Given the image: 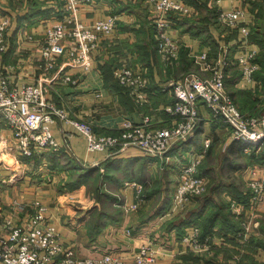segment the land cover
Returning a JSON list of instances; mask_svg holds the SVG:
<instances>
[{
    "label": "crops",
    "instance_id": "0c3cea01",
    "mask_svg": "<svg viewBox=\"0 0 264 264\" xmlns=\"http://www.w3.org/2000/svg\"><path fill=\"white\" fill-rule=\"evenodd\" d=\"M184 1L190 6L191 13L183 17L170 16L168 33L180 42V47L176 57L166 60L159 53L154 38L152 6L145 0H92L82 5L77 14L79 19L88 23L116 14L117 28L114 35L101 37L89 70L84 72L67 67L65 71L73 80L64 82L52 78L48 96L62 105L70 116L91 120L98 133L115 134L124 122L140 123L144 115L151 116L154 125L165 126L171 123L164 109L173 99L169 84L191 72L208 75L210 72L200 69L194 58V54L206 52L208 62L225 72L227 88L239 109L252 111L258 105L260 110L256 111L262 110L264 114V104L255 101L256 97L264 98V0L218 1V6L224 10L240 8L245 11L239 24L249 28L250 46L259 50L257 61L260 65L253 80L249 81L244 80L232 65L241 51L243 35L240 29L226 27L214 20L216 17L211 11H216L215 0ZM60 10V0H0V18L5 13L11 16L7 47L0 56V74L8 75L17 84L37 81L41 72L37 61L40 43L46 26L58 19ZM123 63L141 70L148 78L141 102L135 101L113 75V68ZM51 75L53 72L48 78ZM200 115L193 136L171 146L175 158L167 168L156 166V156L150 155L153 159L146 161L147 154L133 146L89 150L85 137L71 123L58 119L50 124V129L61 144V150L79 168L98 170L100 177L106 178L104 185L116 181L121 196L114 195L115 202H104L101 196V200H96V192L101 191L94 189L93 178L66 185L71 169L55 164V157H49L52 152H45L24 158L39 160L32 174L35 178L19 190L10 184L15 193L7 197V202L14 214L24 206L20 217L31 211L35 201L46 203L61 238L74 242L76 254L80 257L111 251L131 261L140 245L151 242L157 249L156 264H260L264 257V201L252 213L247 205L249 193L243 195L242 190L254 175L253 169L257 175L263 172L264 158L258 159L257 151L245 152L241 143L230 137L229 128L214 120L204 106H200ZM10 139V130L0 126V151L10 145ZM213 146L218 152L227 154L228 164L218 167L230 172V176L224 175L221 190L216 188L183 208L174 207L177 172L186 151L202 150L204 158ZM1 155L5 158V152ZM179 155L182 158L178 159ZM237 155H242L245 164L232 161ZM244 157L253 162L249 165ZM13 164L17 166L15 161ZM154 168L157 173L169 172V180L173 181L171 187H174L169 196L158 199L161 188L156 187L138 208L126 209L123 203H131L136 194L134 188L125 187L124 182L131 180L141 184L142 180L137 177L150 179ZM118 171H124V176L115 174ZM130 173H134L135 178L129 177ZM157 181H160L159 177ZM117 200L121 202L116 203ZM232 202L242 205L240 213L235 212ZM98 211L103 214L96 218L94 215ZM191 223L199 225L202 237L212 236L216 244L210 252L198 254L180 242L185 228Z\"/></svg>",
    "mask_w": 264,
    "mask_h": 264
},
{
    "label": "built area",
    "instance_id": "2783aa9c",
    "mask_svg": "<svg viewBox=\"0 0 264 264\" xmlns=\"http://www.w3.org/2000/svg\"><path fill=\"white\" fill-rule=\"evenodd\" d=\"M60 1L58 19L46 26L40 43L37 61L41 72L37 81L17 84L8 75L0 74V126L10 130L11 140L19 156L32 158L60 150L61 144L54 138L50 124L61 119L71 123L85 137L89 150L133 146L145 154L162 157L171 146L186 142L193 136L201 116L200 106H204L214 120L229 128L230 137L241 143L245 152H256L264 145V114H249L238 108L227 88L225 72L208 62L206 52L194 54V58L200 69L210 72L208 75L200 76L191 72L169 84L173 99L164 109L171 118L170 124L156 126L151 116L144 115L140 123L126 121L117 133L104 134L94 130L91 120L70 116L62 105L48 96L52 78L70 82L73 78L66 73L67 67L84 72L89 70L101 37L114 35L118 18L116 14H109L86 23L77 14L82 5L92 0ZM145 1L153 9L154 38L159 53L165 60L176 57L180 42L168 33L172 21L170 16H187L191 13L190 6L184 0ZM218 1L215 0L217 21L229 28L237 27L243 35L241 51L235 56L232 65L239 70L244 80H253L260 68L257 61L259 50L250 46L249 28L239 24L245 11L240 8L224 10L218 6ZM10 24L11 16L2 14L0 56L7 47ZM51 72L50 81L48 76ZM113 75L129 90L135 101L143 100L148 78L141 70L123 63L113 68ZM202 157V150L186 151L173 194L174 207L183 208L205 191L206 178L199 171ZM256 173L253 169L254 175L246 183L249 188L247 205L252 213L264 201V169L260 175ZM125 185H133L136 196L141 197V184L125 182ZM231 205L237 214L240 213V203L232 202ZM136 207L137 202L129 206L131 209ZM3 215L0 217L2 264H156L157 249L151 242L140 245L131 261L111 251L78 257L74 242L61 238L48 212V205L41 201H35L33 210L19 219L10 214ZM201 234L199 225L191 223L185 228L180 242L198 254L210 252L216 243L211 235L202 237ZM260 264H264V257Z\"/></svg>",
    "mask_w": 264,
    "mask_h": 264
},
{
    "label": "rangeland",
    "instance_id": "374dc122",
    "mask_svg": "<svg viewBox=\"0 0 264 264\" xmlns=\"http://www.w3.org/2000/svg\"><path fill=\"white\" fill-rule=\"evenodd\" d=\"M211 12H213L214 17H216L214 20H216L217 19L216 11L213 10ZM232 72H237V71L232 70ZM226 85H227V83H226ZM262 85L264 87V81H262ZM232 97L234 98L233 95H232ZM244 97L247 98L246 96H244ZM234 101H235V98H234ZM255 101L261 102L262 104H264V98L260 99L259 97H256ZM235 103H236V101H235ZM236 105H237V103H236ZM259 108L260 107L258 105H255L253 107L252 111L249 110V111H243V112L249 113V114H255V115H262L263 114L262 110L260 112L256 111V110H260ZM263 146L264 145H262L261 148H263ZM216 148H217L216 146H213V149L209 150V152H207V154L205 155L204 158L202 157L203 159L201 160V162L199 164V171L206 178V189L202 194H200L199 196H197L193 199L195 201L196 200L198 201L200 198H203L208 193L209 194L212 193V191L216 188L221 190L222 180L224 179L223 178L224 175L226 174L227 176H230V172L224 171L223 168L218 167L220 164H223V165L228 164V162L230 160L229 161L226 160L228 158V156L226 157L227 154H224L223 151L218 152L216 150ZM173 149L174 148L168 149L162 157H157L156 159H154V160H156V161H154L156 166H158V167L162 166V168L163 167L167 168V166L172 165L171 163L173 162V158H175ZM260 149L257 151L258 153L260 152ZM2 152L3 153L5 152V158H2V156H3V155H1ZM168 154H169V157H167ZM182 154H184V153H182ZM52 156L55 157L54 158L55 164H61L64 166L66 165L69 169H71L69 181L66 183V185L67 184L68 185H74V184L79 183L80 181H83V179L86 180V179H88L87 174L90 173V175L93 176V177H91V178H93L92 182L94 184H96L94 186V189L101 191V192H98V191L96 192V196H97L96 200L98 199L99 196H101V197H103L104 202H109V201L111 202V201L115 200V198H112L114 195L119 196L121 194L119 187L116 188V186H115L116 181H112L114 183V184L111 183L112 185H109L110 183H108V182H107L108 185H104V183H105L104 181L106 178L104 176L100 177L101 174H99L98 170H96V169L91 170L89 168H82V167H81L82 169L79 168L77 163L74 162V160L71 157L67 156L63 150L60 149V150H57L55 152L49 153V157L52 158ZM145 158H146L145 159L146 161H149V160L151 161V158L153 159V157H151L148 154L145 156ZM177 158L180 159L182 157L179 155V156H177ZM244 158L248 160L247 162L249 163V165L253 162L248 157H244ZM13 161H15V163L17 164L16 167L14 166ZM38 161L39 160L37 158L34 160H29V159H24L23 157L19 156V154L17 153V151L14 147L12 140H11L10 145L7 148H3V150L0 151V217L1 216L3 217L4 216L3 214L4 213L7 214V212L10 215H15L14 216L15 219H19L22 217V216L20 217V215H22L20 213V211L22 210V207L16 212V214H14L15 212L13 210H11L10 203L7 202V197H11L12 194L15 193L13 191V189L11 188L10 184L15 185L14 188H17L19 190L21 187L24 186V184H27L28 181H30L32 178H35L32 176V174H33V170L36 167V164L39 163ZM232 161H235V163H237V164H245L244 159H242V155H237L236 157L232 158ZM168 170H170L169 167H168ZM155 171H156V168H154V171H152V174H151L152 177L149 176L150 179H148V180H145V177L141 178L140 175L137 177L138 179L142 180L141 181V185H142L141 193H142V195H141V197L136 196L135 199L131 203H126V202L123 203V205L126 206L125 207L126 209L134 210V209L138 208V206L140 205V202L143 201V203H144L147 200V196L150 197V194H152V192L156 189V187L161 188L160 194H158V199H160L162 196H163V198H165V196H169V194L172 191V188H174V187H171V182L173 183V181L169 180V177H170L169 172L168 171H162V172L157 173V171L156 172ZM126 172H128V171H126ZM140 172H141V170H140ZM123 173H124V171H118L115 174L120 175V176H124V175H122ZM141 173H144V172H141ZM79 174H81L84 177V178H81L82 180L79 179L80 178ZM129 177L135 178L134 173H132V174L130 173ZM158 177L160 178V181H157ZM178 178H179V176H178ZM219 181H220V183H219ZM125 182H135V181L129 180V181H125ZM125 182H124V186L126 187ZM177 183H178V181H177ZM177 183H176V185H177ZM176 185H175V187H176ZM131 186L134 188L133 185H131ZM134 191L136 194L135 188H134ZM242 191H244L242 193L243 195H246L247 193H249L248 186L245 185ZM155 198H156V195H155ZM118 202H121V201L117 200L116 203H118ZM135 202H137V207L133 208V209L129 208V206ZM32 210H33V206L31 208V211ZM94 216L97 218L98 214L95 213ZM17 222H20V221H17ZM78 257H80V256H78ZM0 264H2V263L0 262Z\"/></svg>",
    "mask_w": 264,
    "mask_h": 264
},
{
    "label": "trees",
    "instance_id": "16d2710c",
    "mask_svg": "<svg viewBox=\"0 0 264 264\" xmlns=\"http://www.w3.org/2000/svg\"><path fill=\"white\" fill-rule=\"evenodd\" d=\"M234 142H237V141H234ZM237 143H238V142H237ZM263 149H264V147L260 149V152H259V154H258V159H262V158H264V157H263V156H264V150H263ZM261 151H262V152H261ZM93 169H95V168H91V170H93ZM200 174H202V173L200 172ZM87 175H88V176H87L88 179H89V178L91 179L92 176L90 175V173L87 174ZM89 175H90V176H89ZM202 175H203V174H202ZM79 177H80V178H79ZM79 177H78V178H79L80 180H82L81 178H84L81 174H79ZM90 179H89V180H90ZM83 180H84V179H83ZM74 185H75V184H74ZM101 199H102V198L99 196V197H98V200H101ZM89 211H90V209L87 210V213H86V212H84V213H85V214H88ZM101 214H103V212H102V211H98V215H101ZM99 217H102V216H99Z\"/></svg>",
    "mask_w": 264,
    "mask_h": 264
},
{
    "label": "bare ground",
    "instance_id": "6f19581e",
    "mask_svg": "<svg viewBox=\"0 0 264 264\" xmlns=\"http://www.w3.org/2000/svg\"><path fill=\"white\" fill-rule=\"evenodd\" d=\"M18 171V170H17Z\"/></svg>",
    "mask_w": 264,
    "mask_h": 264
}]
</instances>
